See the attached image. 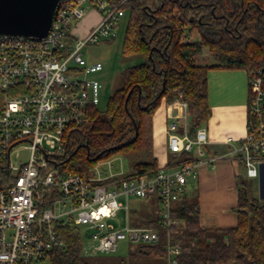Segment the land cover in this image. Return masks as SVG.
Returning a JSON list of instances; mask_svg holds the SVG:
<instances>
[{"label":"built area","instance_id":"obj_1","mask_svg":"<svg viewBox=\"0 0 264 264\" xmlns=\"http://www.w3.org/2000/svg\"><path fill=\"white\" fill-rule=\"evenodd\" d=\"M124 1L59 0L46 37L0 35V170L11 179L0 184V264L49 259L50 251L62 247L56 227L69 222L83 236L85 256L110 255L120 240L156 243L155 228L130 225L127 217L116 227L111 220L122 208L127 210L130 196H154L163 228L180 224L172 211L186 196L188 182L196 179L202 164L221 158L206 152L204 127L189 136L187 104L175 99L171 104L178 114L169 116L166 126L169 157L153 176H129L121 156L97 160L88 176L65 177L48 168L64 153L67 130L86 123L89 110L97 108L102 85L93 74L103 64L86 61L83 49L114 39ZM91 11L99 14L98 23L76 36L73 29ZM261 81L259 75L249 81L253 96L248 110L257 118L264 105ZM225 143L243 164L245 176L257 178L264 165V125L257 130L247 125L243 138L228 137ZM122 196L126 205L119 201ZM165 249L167 264H176L177 245L168 239Z\"/></svg>","mask_w":264,"mask_h":264},{"label":"trees","instance_id":"obj_2","mask_svg":"<svg viewBox=\"0 0 264 264\" xmlns=\"http://www.w3.org/2000/svg\"><path fill=\"white\" fill-rule=\"evenodd\" d=\"M108 2L116 5L121 0ZM120 7L130 12L122 55L142 62L120 72L105 111L93 107L86 123L67 130L64 153L48 164L65 177L88 176L97 160L116 153L129 160V176H153L157 162L151 116L163 97L166 102L180 99L190 112L189 136L194 137L210 114L207 71L212 67L245 70L248 109L254 75L262 77L264 92V0H126ZM195 33L198 39L192 40ZM203 48L215 62L195 63ZM2 97L0 92V101ZM262 111L257 118L248 110L247 125L254 130L264 125V105ZM10 180L0 170V184ZM236 188L235 227L202 228L197 198L185 196L172 211L181 220L178 225L163 228L159 211L156 217L134 219V226L155 228L158 241L133 244L127 258L84 256L78 229L71 222L57 226L62 247L49 252L50 264H167L168 239L177 245L176 264H264V201L249 197L239 179ZM151 198L157 202L154 196L147 200Z\"/></svg>","mask_w":264,"mask_h":264},{"label":"crops","instance_id":"obj_3","mask_svg":"<svg viewBox=\"0 0 264 264\" xmlns=\"http://www.w3.org/2000/svg\"><path fill=\"white\" fill-rule=\"evenodd\" d=\"M99 21V14L89 12L73 29L76 36H84ZM76 30V32H75ZM247 73L239 68L212 67L207 71V104L209 117L202 125L207 136L208 155L221 156L212 165L202 164L196 179L188 182L199 205L202 228L227 229L236 226V180L245 175L243 164L230 155L228 137L240 140L247 133ZM177 106L161 101L151 116V146L157 166L169 154L166 148V126L169 116L177 115ZM260 182L264 178V165L260 167ZM186 197L189 198L188 193ZM250 197V196H249ZM257 200L264 201L261 193Z\"/></svg>","mask_w":264,"mask_h":264},{"label":"rangeland","instance_id":"obj_4","mask_svg":"<svg viewBox=\"0 0 264 264\" xmlns=\"http://www.w3.org/2000/svg\"><path fill=\"white\" fill-rule=\"evenodd\" d=\"M129 17V10L127 8L121 9L119 14L118 29L116 31L114 39L112 41L110 39H105L104 41L87 46L83 49V57L86 61H100L103 64V68L101 69V71L93 74V77L97 78L102 85L99 103L97 105V110L100 112L105 111L108 99L112 94L114 86L118 82L120 72L130 66L142 62V59L139 57H125L122 55V43L128 25ZM190 38L192 40H197L198 34L195 33ZM195 60V63L201 65L215 62L212 54H210L207 48H203L201 55L197 56ZM20 155L21 157H23L26 155V152L22 151ZM118 156H123L122 160L124 163V168L126 170H130L129 160L124 155L116 153L110 157L115 158ZM13 163L17 164L16 162ZM240 181L245 185L247 193L251 198H259L260 193L262 198H264V178H262L260 182L258 177L247 178L245 175H241ZM187 193L191 200H195L193 192ZM119 201L126 205V200L123 196L119 197ZM158 211L159 205L157 204L155 198H151L149 200H139L130 196L127 210L124 208L119 210L116 214V217L113 218L111 222L116 227H122L126 223L127 217L130 225H133L134 219L141 220L146 216L156 217L158 215ZM134 246L135 245L129 243L127 240H120L117 242L116 249L113 253H111L110 255L102 256L110 258H127L129 252L133 249ZM38 264H50V259H46Z\"/></svg>","mask_w":264,"mask_h":264},{"label":"water","instance_id":"obj_5","mask_svg":"<svg viewBox=\"0 0 264 264\" xmlns=\"http://www.w3.org/2000/svg\"><path fill=\"white\" fill-rule=\"evenodd\" d=\"M59 0H0V35L42 39L49 33ZM128 97V96H127ZM134 135L137 126L133 121ZM113 150L118 147L111 148Z\"/></svg>","mask_w":264,"mask_h":264}]
</instances>
